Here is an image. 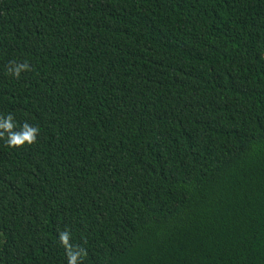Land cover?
Instances as JSON below:
<instances>
[{
  "label": "trees",
  "instance_id": "trees-1",
  "mask_svg": "<svg viewBox=\"0 0 264 264\" xmlns=\"http://www.w3.org/2000/svg\"><path fill=\"white\" fill-rule=\"evenodd\" d=\"M8 115L0 264H264V0H0Z\"/></svg>",
  "mask_w": 264,
  "mask_h": 264
},
{
  "label": "clouds",
  "instance_id": "clouds-1",
  "mask_svg": "<svg viewBox=\"0 0 264 264\" xmlns=\"http://www.w3.org/2000/svg\"><path fill=\"white\" fill-rule=\"evenodd\" d=\"M26 65H19L16 66L14 69V74L16 76H19V73L22 69H24ZM14 129V121L13 117L11 115H8L6 117L0 118V137H3L5 133H7V143L10 146H21L23 144L32 143L36 139V135L38 133V129L34 126H31L27 123H25L22 127V130L17 132L13 131ZM61 242L67 245L68 243V233H62L61 234ZM83 255V250H77V251H69V258H68V264H78L79 258Z\"/></svg>",
  "mask_w": 264,
  "mask_h": 264
}]
</instances>
